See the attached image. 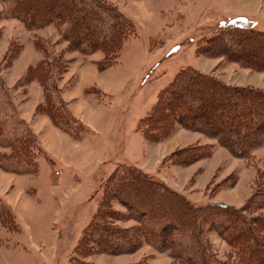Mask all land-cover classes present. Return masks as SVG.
Listing matches in <instances>:
<instances>
[{
	"label": "rangeland",
	"instance_id": "1",
	"mask_svg": "<svg viewBox=\"0 0 264 264\" xmlns=\"http://www.w3.org/2000/svg\"><path fill=\"white\" fill-rule=\"evenodd\" d=\"M111 1L134 20L136 31L123 43L118 61L103 70L99 66L103 52L89 56L66 52L69 43L62 39L58 26L31 31L21 21L3 16L0 0V63L11 44L20 49L12 64L4 60L6 83L13 86L31 64L44 58L40 43L52 45L54 53L63 52L64 58L71 60L59 81L60 96L80 122L74 134L58 127L47 113L37 112L44 102L37 80L29 83L27 92L22 87L14 91L20 115L28 116L25 120L38 135L44 153L39 155L36 174H16L0 167V196L12 206L18 222L15 231L0 226V264H72L83 230L103 195L102 184L118 164L137 165L195 205L237 209L244 208L264 173V146L246 159L216 138L181 123L159 141L147 139L138 129L139 120L151 111L161 90L186 67L226 86L264 90V66L250 67L200 50L207 39L236 19L251 20L253 29L264 32V0ZM86 65L95 69L100 80L108 72L106 78L116 93L106 92L97 81L76 93ZM84 101L108 106L96 108L102 115L94 130L74 112ZM43 118L48 121L43 123ZM50 125L66 135L64 140L54 139L56 150L52 153L44 145L51 144ZM193 146L206 147L208 153L184 161L181 150ZM116 208L124 210L118 204ZM117 224L131 228L136 221L126 219ZM209 240L216 255L225 258L228 242L213 228ZM172 260L168 250L148 243L125 254L94 250L86 258L93 264H171Z\"/></svg>",
	"mask_w": 264,
	"mask_h": 264
},
{
	"label": "trees",
	"instance_id": "2",
	"mask_svg": "<svg viewBox=\"0 0 264 264\" xmlns=\"http://www.w3.org/2000/svg\"><path fill=\"white\" fill-rule=\"evenodd\" d=\"M1 1L2 15L21 21L31 31L58 26L62 39L69 43L66 52L80 51L86 56L103 52L99 62L103 70L118 61L123 43L136 31L134 20L111 0ZM46 44H39L44 58L31 64L13 86L6 83L2 68L4 60L13 63L20 49L11 44L0 63V167L16 174H36L39 155L44 153L38 135L15 103L13 93L19 87L27 92L29 83L37 80L44 92L37 112L47 113L66 132L79 131L80 122L60 96L59 81L71 60ZM200 50L263 68L264 32L253 29L251 20L236 19L207 39ZM176 123L216 138L235 155L248 159L264 146V90L226 86L192 67L183 68L161 90L151 111L139 120L138 129L147 139L159 141ZM181 151L186 162L208 153L203 146ZM102 188L98 208L83 230L72 264H93L86 258L94 250L125 254L144 243L168 250L171 264H264V173L243 209L195 205L135 164H118ZM126 219H134L136 225L118 226L117 222ZM17 223L12 206L0 196V226L15 231ZM212 228L228 242L225 258L214 252L209 240Z\"/></svg>",
	"mask_w": 264,
	"mask_h": 264
},
{
	"label": "crops",
	"instance_id": "3",
	"mask_svg": "<svg viewBox=\"0 0 264 264\" xmlns=\"http://www.w3.org/2000/svg\"><path fill=\"white\" fill-rule=\"evenodd\" d=\"M108 73V72H107ZM106 72L103 74V79L100 80L101 76H99L98 73L95 72V69L92 68L90 65L89 66H84L81 69V74H80V80L77 86L78 92L84 90L87 87H90L91 85H93L96 81L97 82H101L103 88L105 89L106 92L113 94L116 93L115 92V88L112 84H110L111 82L109 81V78H106ZM118 91V90H117ZM105 104H101V103H89L84 101L83 103H80L78 106H75L74 108V112L76 115H78V117L81 118V120H83V122H85L91 129H95L98 120L100 119V116L102 115V113L100 111H97L96 108L100 107L102 110L105 108ZM108 107V106H106ZM25 118L24 119H28V116L23 115ZM46 119V120H45ZM42 121H44L43 123H46L45 121H48L47 118H43ZM49 123V122H47ZM47 125V124H46ZM50 129H51V144L46 142L44 143L46 149L48 150V152L55 151L56 147H55V138H60L62 140H64L66 138V135L60 132H56L55 128H53L50 125ZM58 156V154H57Z\"/></svg>",
	"mask_w": 264,
	"mask_h": 264
}]
</instances>
